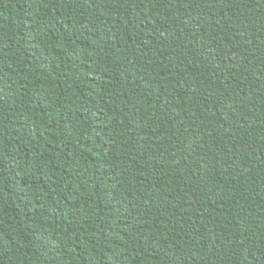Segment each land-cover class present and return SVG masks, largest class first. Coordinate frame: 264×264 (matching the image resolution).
<instances>
[{
	"label": "trees",
	"instance_id": "1",
	"mask_svg": "<svg viewBox=\"0 0 264 264\" xmlns=\"http://www.w3.org/2000/svg\"><path fill=\"white\" fill-rule=\"evenodd\" d=\"M0 264H264V0H0Z\"/></svg>",
	"mask_w": 264,
	"mask_h": 264
}]
</instances>
